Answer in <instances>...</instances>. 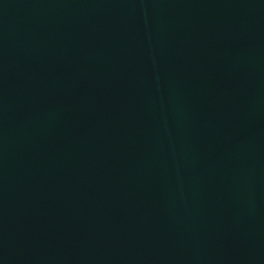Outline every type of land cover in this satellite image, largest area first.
I'll return each instance as SVG.
<instances>
[{"label":"water","instance_id":"obj_1","mask_svg":"<svg viewBox=\"0 0 264 264\" xmlns=\"http://www.w3.org/2000/svg\"><path fill=\"white\" fill-rule=\"evenodd\" d=\"M0 264H264V0H0Z\"/></svg>","mask_w":264,"mask_h":264}]
</instances>
